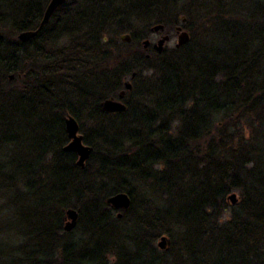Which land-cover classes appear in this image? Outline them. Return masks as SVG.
Wrapping results in <instances>:
<instances>
[{"label":"trees","instance_id":"trees-1","mask_svg":"<svg viewBox=\"0 0 264 264\" xmlns=\"http://www.w3.org/2000/svg\"><path fill=\"white\" fill-rule=\"evenodd\" d=\"M49 2L0 0V264H264V0H66L20 42ZM158 24L189 42L146 59L136 30Z\"/></svg>","mask_w":264,"mask_h":264},{"label":"water","instance_id":"water-1","mask_svg":"<svg viewBox=\"0 0 264 264\" xmlns=\"http://www.w3.org/2000/svg\"><path fill=\"white\" fill-rule=\"evenodd\" d=\"M66 0H50L49 4L47 5L45 12L43 14L42 20L38 26L36 31H29V32H22L17 36V39L22 42L26 43L31 38L35 37L40 30L49 22L52 15L55 11L61 7ZM185 19H181V23H184ZM164 31V26L161 24L153 25L150 28V32L154 34H162ZM174 32L176 35V44L175 48L178 49L180 47L185 46L189 42V35L188 33L183 30L181 26H176L174 28ZM170 41V35L164 34L161 35L160 38L156 41V43L152 44V49L156 54H162L165 49V44ZM121 42L129 44L131 42V37L127 34L121 37ZM151 42L146 39L142 41V48L144 51H147ZM146 59H149V55H145ZM136 76V73H132L130 76V80L124 81V90L120 91L118 94V100L113 98L106 99L101 103V108L105 113L108 114H115V113H122L125 112L126 106L123 103L125 98L126 91L132 90V83ZM10 80L13 79V76L9 77ZM64 128L65 132L68 137V143L63 147V151L65 152H72L76 154V166L79 168H83L86 161L89 159L92 148L87 146L83 143V136L79 133V125L76 120L70 116L66 115L64 118ZM228 200L233 205L236 203V195L233 193L229 195ZM106 202L117 211L116 218L120 219L122 217L121 210H127L130 206V198L126 193H117L111 197H109ZM78 220V214L73 209H67L64 214V232H70L74 229L75 224ZM156 247L159 250H166L169 247V240L166 236H161L158 241L156 242Z\"/></svg>","mask_w":264,"mask_h":264},{"label":"rangeland","instance_id":"rangeland-1","mask_svg":"<svg viewBox=\"0 0 264 264\" xmlns=\"http://www.w3.org/2000/svg\"><path fill=\"white\" fill-rule=\"evenodd\" d=\"M172 16H178L179 18H181L182 16L180 15V11L179 10H177V11H175L173 14H172ZM171 18H173V17H171ZM142 29H143V25H139V27L137 28V33L139 34L138 35V37H141L142 35H146V37H142V38H136V40H138L139 39V41H140V49L143 51V52H145V55L146 54H149L148 53V51L149 50H147V51H144L143 50V48H142V41H144V40H146V39H148L150 42H151V44H153V43H156V41L160 38V36L161 35H164V33H162V34H154V33H151V32H147L146 34L145 33H142ZM129 35L130 37L132 36V32H125V33H120V34H118V35H116V36H113L112 37V39H113V44H115L114 42H116L117 41V43H121V44H125V45H128V44H126V43H123V42H121V37L122 36H124V35ZM169 35H170V41L169 42H167L166 44H165V49L164 50H172V49H174L175 48V44H176V35H175V32L174 31H171L170 33H169ZM135 40V41H136ZM138 41V42H139ZM132 43V37H131V42L129 43V44H131ZM112 44V45H113ZM134 50H139V48L137 47V45H135L134 46ZM150 50H152L153 52H154V50L153 49H150ZM47 55V54H46ZM128 80H130V79H128ZM57 96H59L60 97V99L62 100V101H69V99H70V95H69V93L67 92V90L66 89H61L60 91H59V95H57ZM79 133L81 134V132L79 131ZM82 135V134H81ZM83 136V135H82ZM88 146V145H87ZM92 148V147H91ZM92 151H93V149H92ZM92 154V153H91ZM91 156V155H90ZM85 166V165H84ZM9 182H12L10 179L8 180ZM157 242V241H156Z\"/></svg>","mask_w":264,"mask_h":264},{"label":"flooded vegetation","instance_id":"flooded-vegetation-1","mask_svg":"<svg viewBox=\"0 0 264 264\" xmlns=\"http://www.w3.org/2000/svg\"><path fill=\"white\" fill-rule=\"evenodd\" d=\"M150 49H152V44H150V46H149L148 50H150Z\"/></svg>","mask_w":264,"mask_h":264},{"label":"bare ground","instance_id":"bare-ground-1","mask_svg":"<svg viewBox=\"0 0 264 264\" xmlns=\"http://www.w3.org/2000/svg\"><path fill=\"white\" fill-rule=\"evenodd\" d=\"M8 79H9V77H8Z\"/></svg>","mask_w":264,"mask_h":264}]
</instances>
